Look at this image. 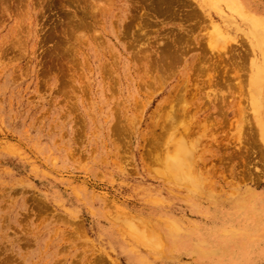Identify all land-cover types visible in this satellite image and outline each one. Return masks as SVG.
<instances>
[{
    "label": "rangeland",
    "instance_id": "rangeland-1",
    "mask_svg": "<svg viewBox=\"0 0 264 264\" xmlns=\"http://www.w3.org/2000/svg\"><path fill=\"white\" fill-rule=\"evenodd\" d=\"M239 2L0 0V264H264V0Z\"/></svg>",
    "mask_w": 264,
    "mask_h": 264
},
{
    "label": "bare ground",
    "instance_id": "bare-ground-1",
    "mask_svg": "<svg viewBox=\"0 0 264 264\" xmlns=\"http://www.w3.org/2000/svg\"><path fill=\"white\" fill-rule=\"evenodd\" d=\"M229 5L230 4H232V6L233 7H237V8H239L238 10H240V9H242V7L240 6V2H239V0H225ZM211 2V1H210ZM213 2H215V1H213ZM160 5V4H159ZM159 5H158V8H159ZM165 6V5H164ZM167 6V5H166ZM154 7V6H153ZM155 9V8H154ZM153 9V10H154ZM163 9V8H162ZM152 10V9H151ZM158 10H160V9H158ZM159 12V11H158ZM152 14V13H151ZM156 15V14H155ZM167 15V14H166ZM247 15V14H246ZM254 15V14H253ZM247 16H249V14L247 15ZM251 16V15H250ZM246 17V16H245ZM257 16H251V18H256ZM244 18V17H243ZM250 18V19H251ZM257 18H259V17H257ZM264 20V19H263ZM263 22V21H262ZM149 23V22H148ZM264 23V22H263ZM249 24H250V22H249ZM251 25V24H250ZM139 26V25H138ZM254 29V28H253ZM173 30V29H172ZM178 30V29H177ZM176 30V31H177ZM134 32H135V30H134ZM139 32V31H138ZM138 32L136 33V34H138ZM173 32V31H172ZM179 33V32H178ZM256 33V32H255ZM263 33V32H262ZM173 34V33H172ZM176 34V33H175ZM183 34V33H182ZM138 35H140V34H138ZM171 35V34H170ZM137 36V35H136ZM140 37V36H139ZM143 37V36H142ZM136 38H138V37H136ZM135 38V39H136ZM255 38V37H254ZM171 40V39H170ZM174 40V39H173ZM182 37H178L177 39H176V41L174 42V44H172V41H171V43H170V46L171 47H178L181 43H182ZM134 43V42H133ZM188 43V42H187ZM197 43H199V46H200V48H201V51H202V53L201 54H198V56L195 58L196 60H193V61H204V60H206V56H205V53H204V46H203V43L201 42H199V40L197 41ZM185 44V43H184ZM166 45V44H165ZM188 45V44H187ZM196 45V44H195ZM160 46V45H159ZM163 46V45H162ZM163 47H167V46H163ZM184 47V46H183ZM163 49V48H162ZM177 49V48H176ZM160 50V49H159ZM166 50V49H165ZM187 50V49H186ZM162 51V50H161ZM174 51V50H173ZM161 53V52H160ZM160 53H159V56H160ZM188 53V52H187ZM209 59V58H208ZM169 62H170V59L168 60ZM168 61H167V64H168ZM172 61V60H171ZM197 61V62H198ZM156 62V61H155ZM173 62V61H172ZM157 63V62H156ZM164 63V62H163ZM161 64V63H160ZM175 64V63H174ZM196 64V63H195ZM221 64H214V66L213 67H211L214 71H216V69H218V67L220 66ZM168 66V65H167ZM161 67V66H160ZM158 69V68H157ZM210 69V68H209ZM161 71L164 73V71H165V69H164V67L162 66V68H161ZM211 71V70H210ZM160 72V71H159ZM171 74V73H170ZM170 74H169V77H170ZM173 75V74H172ZM209 75V82H208V84H210V81L213 79V74L212 73H209L208 74ZM168 77V76H167ZM168 77V78H169ZM183 76L180 78V80H181V82L182 83H184V86H185V81L183 80ZM188 78H190V75H189V77ZM214 78H215V76H214ZM160 80V79H159ZM163 81V80H162ZM159 84L161 85V86H164V82H160L159 81ZM181 83L179 82V84L176 86V87H173L170 91H169V93H168V96L164 99V101H162V102H160V104L158 105V107L156 108L157 109V111L159 110V111H162V110H165V105L167 104V102H169L170 100H171V96L172 97H176L177 95H182L183 96V94L181 93L180 94V92H181V90H179V92H178V88L180 87V89H181V85H180ZM183 85H182V88L184 87ZM185 88V87H184ZM157 89V88H156ZM162 90V89H161ZM160 90V91H161ZM184 90V89H183ZM187 95V94H186ZM184 98V97H183ZM174 99V98H173ZM252 101H253V99H252ZM256 103V102H255ZM258 103H259V101H258ZM256 105V104H255ZM167 106V105H166ZM251 106H253V104L251 103ZM257 106H258V104H257ZM165 107V108H164ZM183 107V106H182ZM182 107L180 108V109H182ZM176 108V112L175 113H177L178 111V109H177V107H175ZM251 108V107H250ZM256 108V107H255ZM185 109H186V106H185ZM168 110V109H167ZM183 110V109H182ZM169 111V110H168ZM181 111V110H180ZM163 112H165V111H163ZM183 112H184V110H183ZM171 113H173L172 111H171ZM180 113V112H179ZM174 114V113H173ZM176 115V114H175ZM168 116H169V114H168ZM167 116V117H168ZM166 117V116H165ZM175 119V118H174ZM178 120V119H177ZM168 121H170L171 122V119L169 120L168 119ZM168 123V122H167ZM175 125H173V124H166V123H164V124H162V128L163 129H169V128H173ZM159 127V126H158ZM157 137H159V136H157ZM153 138V137H152ZM148 140V139H147ZM154 142H156V140H154ZM158 142V141H157ZM184 142V141H183ZM181 143V142H180ZM180 143H178L177 145L179 146V144ZM149 144V143H148ZM176 146V145H175ZM180 147H181V144H180ZM179 147V148H180ZM182 147H184V146H182ZM178 148V147H177ZM183 148H181L180 150H182ZM187 149V148H186ZM179 151V150H178ZM184 151V150H183ZM183 151H181L182 153H183ZM186 151V150H185ZM180 152V153H181ZM184 154H186V153H184ZM178 156H180V154L178 155ZM182 157H183V155H181ZM185 156V155H184ZM187 156V160L189 161V163H191L190 161H191V159H190V157L188 156V154L186 155ZM177 157V156H176ZM181 157V158H182ZM189 157V158H188ZM178 159V158H177ZM184 159V158H183ZM183 159H180V160H183ZM175 160H176V158H175ZM185 162H186V157H185ZM183 160V161H184ZM173 162V161H172ZM182 162V161H181ZM181 162H179V165H180V163ZM187 163V162H186ZM170 164H172V163H170ZM175 164L177 165V161L175 162ZM174 164V165H175ZM181 164H183V167L185 166V164L182 162ZM176 165H175V167H172V166H169L170 168H171V170H174L175 168L177 169V167H176ZM181 167H182V165H181ZM173 168V169H172ZM179 168V167H178Z\"/></svg>",
    "mask_w": 264,
    "mask_h": 264
}]
</instances>
